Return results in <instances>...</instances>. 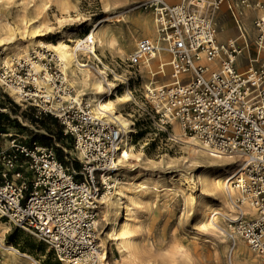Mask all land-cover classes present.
Listing matches in <instances>:
<instances>
[{"label":"built area","instance_id":"2783aa9c","mask_svg":"<svg viewBox=\"0 0 264 264\" xmlns=\"http://www.w3.org/2000/svg\"><path fill=\"white\" fill-rule=\"evenodd\" d=\"M225 6L238 24L251 16L255 59L264 63V0H145L155 37L140 38L126 59L103 56L92 31L73 47L79 65L94 69L105 86L102 99L129 91L135 105L144 95L143 115L156 137L173 145L194 138L212 154L243 157L232 181L255 217L242 213L230 223L264 264V64L238 68L240 40H219L212 11ZM4 57L0 49V88L58 119L78 166L53 146L10 136L0 150V219L48 244L62 264H104L99 219L120 178L126 134L116 117L78 97L52 50L38 47L8 64ZM3 251L0 243V264Z\"/></svg>","mask_w":264,"mask_h":264},{"label":"bare ground","instance_id":"6f19581e","mask_svg":"<svg viewBox=\"0 0 264 264\" xmlns=\"http://www.w3.org/2000/svg\"><path fill=\"white\" fill-rule=\"evenodd\" d=\"M101 1L103 4L102 13L105 16L98 21L94 19V14L87 16L81 12L79 0H0V8L5 10L0 17V49L6 54L4 60L7 64L13 60L31 56V52L38 47L52 50L63 62L67 81L75 89L78 97L86 98L91 103L99 105L108 117L114 116L118 119L126 134V158L121 162L120 171L123 180H120L112 197L104 198L105 210L102 221L105 222L107 228L103 231L100 243L102 241L103 247L105 243L114 242L117 244L122 261L116 264H143L136 245L137 230L134 219L137 206L140 205L141 194L152 187L165 186V181L177 186L186 185L191 191L200 186L204 193L211 194L221 201L224 207L222 214L230 222L238 219L242 213L246 219H252L255 217V211L241 190L233 185L232 179L238 173L239 161L243 160L241 156L215 155L207 151L199 140L184 137L182 138L185 140L183 147L185 156L180 160L170 155H164L163 160L154 161L142 153L138 155L134 153L131 139L135 129L131 121L122 113L125 105L132 100L130 92L126 91L122 95H118L117 98L102 99L106 91L105 86L92 68L79 65L73 44L80 39L82 27L93 26L91 31L96 37L98 50L103 56L107 58L110 56L112 60L127 58L128 47L133 44L138 35L142 34L148 38L155 37L152 11L142 7L140 11L132 14L131 12L138 7L136 4H139L141 0ZM52 6H55L61 13L62 17L57 16L60 23L74 26L75 22H80L77 29L59 32L61 35L56 43L48 40L51 34L56 33L49 18V10L52 9ZM15 7L17 10L14 23H12L10 17ZM223 9L212 11L215 19L220 18L219 13ZM236 24V29L229 27L226 33L221 32V34L223 38L230 37L228 40H240L243 53L237 58L239 63L241 62V69L245 70L247 64L244 65L242 61H248L253 66L258 62L251 54L250 41L251 39L256 40V34L251 18ZM120 28L125 29L120 34L121 37L118 38L116 30ZM263 54L264 52L261 51V58ZM214 63L216 62H211V64ZM168 79H170V74H168ZM111 84L113 86V83ZM10 92L19 101H22L21 95L16 91L10 90ZM176 132L181 136L178 126H176ZM133 159L138 161L137 168H134L131 163ZM178 162L186 168L199 164H204L207 167L214 165L217 168L214 175L208 171H202L191 176L184 170L178 169ZM163 169L165 170L163 171ZM168 170L172 173L170 178L166 177ZM174 173H178V175L175 176ZM201 203V213L196 217L197 220H201V223L190 224L188 233L196 237L200 234L201 226L209 228L215 234L216 248L203 252L200 243L195 242L194 252L200 257V260L195 262L191 255L185 252L181 256L173 257L167 264H204L202 257L205 255L212 259L215 258L222 264H257L252 256V253H255L248 248L246 241L241 234L234 230L232 224L220 226L209 223L208 226L205 220L209 214L213 213L215 220L219 213L215 212L214 201L204 199ZM10 231L9 226L0 220V243L4 246V263L25 264L22 260L29 256L16 249L12 243L7 242V235ZM207 243H212V240L204 239V244Z\"/></svg>","mask_w":264,"mask_h":264},{"label":"rangeland","instance_id":"374dc122","mask_svg":"<svg viewBox=\"0 0 264 264\" xmlns=\"http://www.w3.org/2000/svg\"><path fill=\"white\" fill-rule=\"evenodd\" d=\"M81 12L85 15H95V20L102 19L105 14L103 11V4L101 0H79ZM144 1L141 0L139 4H136L137 9L132 11L134 14L140 11L144 7ZM179 0H175L171 3H175ZM17 7L13 8L12 16L10 17L11 22L14 23V16L16 14ZM227 11V13H225ZM2 12H5L3 8H0V17ZM57 16L62 17L61 13L57 11L55 6L49 10V18L51 25L55 28L56 33L51 34L49 42L56 43L58 37L61 35L63 30L77 29L79 28L80 22H75L74 26H66V23H60ZM220 18L216 19L218 22V38L221 42H226L230 37L223 38L221 32L226 33L229 27L236 29V22L228 12L227 7L219 13ZM251 18V16H248ZM216 22V23H217ZM83 31L80 32V38L86 33H89L93 26L82 27ZM125 29V28H123ZM123 29H117V37L120 38V34ZM144 35H138L131 46L128 47L126 57H128L136 48L138 41ZM251 41V54L257 56V45L256 40ZM71 45L73 43H70ZM74 45V44H73ZM2 50V49H1ZM38 50V48H36ZM3 51V50H2ZM5 54V53H4ZM6 56V54H5ZM30 57V56H29ZM27 57V58H29ZM24 58V59H27ZM107 58V57H106ZM112 58L109 56L108 60ZM115 58L113 60H117ZM126 59V58H119ZM244 62L245 69L251 66L248 61ZM263 61L254 63L255 67L263 65ZM238 68H241V62L237 63ZM94 70V69H93ZM96 74V71H94ZM168 80V79H167ZM142 92L144 90L142 88ZM124 93V92H123ZM121 93H119L120 95ZM142 95V93H141ZM144 97V95H142ZM141 97L138 99L137 104H126L124 111L122 112L133 124L135 132L132 133L131 144L134 147V153H142L147 158L154 161H161L164 159V155H170L177 160L185 156V150L183 149L184 144L173 145L167 140L166 137L155 135V128L152 122L143 115L146 112L144 104L147 102L145 98ZM108 98V97H107ZM110 98V97H109ZM117 98V97H112ZM150 108V104H147ZM143 115V117H141ZM22 136L26 135L32 140H35L42 146H53L58 151L59 157H63L64 161H67V156L70 157L71 161L78 166L77 153L73 150V143L68 140L62 124L52 115H46L37 107L30 106L19 101L9 89L0 88V150L6 145L10 136ZM134 168L138 167V161L136 159L131 160ZM178 169L184 170L188 175H195L202 171H208L212 175L215 174L217 167L199 164L191 168L184 167L180 162L177 163ZM165 169H163L164 171ZM169 171V170H168ZM164 174V173H162ZM178 175V173H174ZM172 173L167 172L166 177L170 178ZM123 177L120 174L117 185ZM116 185V188H117ZM165 186L160 185L159 188L152 187L146 192L141 194L140 205L137 206V213L134 219L136 223V245L140 254V260L143 264H167L174 257L183 255L185 252L190 254L195 262L200 260V257L194 252V243L198 242L202 247L201 250L207 252L216 248L215 234L210 231L209 228H200V234L196 237L188 233L190 224H200L201 220H197L196 217L201 212L202 203L201 201L206 199L208 201H214L215 212H219L216 215V219H213V213H210L205 220L211 224H218L220 226H228L231 224L230 221L222 214L223 205L220 200L213 197L211 194L204 193L200 186H197L191 191L186 185L177 186L171 182L165 181ZM115 188V191H116ZM111 193L108 197H112L115 193ZM107 197V198H108ZM192 206H189L190 204ZM105 205L100 214V240L103 238V231L107 228L103 219V212ZM214 212V213H215ZM3 223L6 221L0 219ZM11 228L10 233L7 235V242L12 243L16 249H19L23 254H27L29 258H23V263L27 264H62L60 263L54 252L50 249L48 244L40 241L34 235L18 230L8 223ZM204 239H211L212 243L204 244ZM102 243V241H101ZM107 251V258L104 264H116L122 261L120 251L117 244L114 242L105 243L104 246ZM5 255V251H3ZM257 264H261L258 255L252 253ZM204 264H222L209 257H202ZM9 264V262H8Z\"/></svg>","mask_w":264,"mask_h":264},{"label":"trees","instance_id":"16d2710c","mask_svg":"<svg viewBox=\"0 0 264 264\" xmlns=\"http://www.w3.org/2000/svg\"><path fill=\"white\" fill-rule=\"evenodd\" d=\"M60 158H61L62 160H64L63 157H60Z\"/></svg>","mask_w":264,"mask_h":264}]
</instances>
